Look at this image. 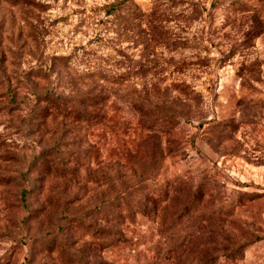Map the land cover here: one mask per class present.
Returning a JSON list of instances; mask_svg holds the SVG:
<instances>
[{"label":"rangeland","instance_id":"374dc122","mask_svg":"<svg viewBox=\"0 0 264 264\" xmlns=\"http://www.w3.org/2000/svg\"><path fill=\"white\" fill-rule=\"evenodd\" d=\"M39 1L16 66L0 3L9 72L76 51L37 87L103 117L38 121L0 89V264H264V0Z\"/></svg>","mask_w":264,"mask_h":264},{"label":"trees","instance_id":"16d2710c","mask_svg":"<svg viewBox=\"0 0 264 264\" xmlns=\"http://www.w3.org/2000/svg\"><path fill=\"white\" fill-rule=\"evenodd\" d=\"M127 1L134 2L135 0H116L105 5L103 8L105 9L107 15H114L117 19L118 12L122 10V7L126 5ZM6 2L18 9L21 19L25 23L23 27H21L17 36L9 37L10 56L14 59L10 65L12 66L13 64L16 66V64H20L18 60L22 57L24 53L23 51L31 43H34L36 47L40 44L42 31L40 29L38 16L36 13L43 11L44 4L39 0H0V3ZM128 21L130 25L131 20L129 19ZM1 44L2 36L0 37V89L5 90L6 95H8L11 109L26 110L28 113V118L36 119L38 121H45V119L51 115L63 117L70 116L78 121L84 120L90 123H99L102 121V112L88 109V105L96 106L100 103V96L84 94L79 99L80 104L68 105L66 104L65 98L62 94H56L51 90H39L35 82L39 78H47L50 75L51 70L56 65L63 67L73 66V68H75V63L78 57L76 51H74L73 54L54 57L56 60L51 64L43 61L42 56L40 58L38 57L36 59L37 63L35 65H30L28 68L20 72L18 70H13L12 74L8 70V57L1 48ZM114 73L115 72H111V76H105L103 69H95L90 70L83 75L98 76L99 78L106 81L119 83V77H117V75ZM22 105L24 106L22 107ZM145 123L146 124H144L142 120L139 124H143L142 126L147 128L153 127L152 123H147L146 121ZM45 158L48 157H43L42 162H44L45 165H48V173L52 168L59 170L60 173L66 169V162H64L63 159L48 161ZM26 191L27 189H23L22 195H24ZM111 200L113 201L114 199ZM109 203L110 202L106 201V204ZM143 205L147 206V204ZM108 233H110V229H108ZM182 244L183 243H181V245ZM109 245H111L110 242L108 243V246ZM222 248L225 251L227 249L230 250V248H227L226 245H221L218 243L217 251L221 250Z\"/></svg>","mask_w":264,"mask_h":264}]
</instances>
